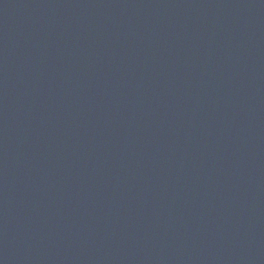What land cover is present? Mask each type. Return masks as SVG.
I'll return each mask as SVG.
<instances>
[{
  "label": "water",
  "instance_id": "obj_1",
  "mask_svg": "<svg viewBox=\"0 0 264 264\" xmlns=\"http://www.w3.org/2000/svg\"><path fill=\"white\" fill-rule=\"evenodd\" d=\"M0 264H264V0H0Z\"/></svg>",
  "mask_w": 264,
  "mask_h": 264
}]
</instances>
